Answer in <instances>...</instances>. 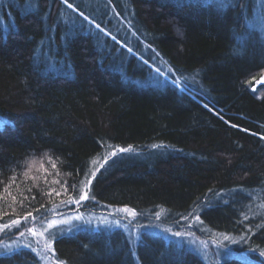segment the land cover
<instances>
[{
  "label": "trees",
  "instance_id": "trees-1",
  "mask_svg": "<svg viewBox=\"0 0 264 264\" xmlns=\"http://www.w3.org/2000/svg\"><path fill=\"white\" fill-rule=\"evenodd\" d=\"M74 214L56 264H264V0H0V239Z\"/></svg>",
  "mask_w": 264,
  "mask_h": 264
},
{
  "label": "rangeland",
  "instance_id": "rangeland-1",
  "mask_svg": "<svg viewBox=\"0 0 264 264\" xmlns=\"http://www.w3.org/2000/svg\"><path fill=\"white\" fill-rule=\"evenodd\" d=\"M124 212L125 211H123V213ZM54 220L58 221L59 223L55 224L51 228L48 227V224L53 220L45 222L38 227L32 228L37 232H43V237L33 236L27 230L22 236L12 239L8 242L0 239V256L12 254L21 249H28L32 251L35 249L36 251L33 252L38 255L42 264H56L53 260V241L57 236L62 234L69 235L79 230H97L101 227L118 224L117 221L111 217L94 216L92 214H74ZM45 229H47V231H45ZM1 232L2 231H0V233ZM185 239H188V243L192 249L196 250L202 257L207 259L208 250L203 242L198 241L187 233ZM46 241L51 243L52 250H44V244ZM218 252L220 255L222 254L219 250Z\"/></svg>",
  "mask_w": 264,
  "mask_h": 264
},
{
  "label": "snow or ice",
  "instance_id": "snow-or-ice-1",
  "mask_svg": "<svg viewBox=\"0 0 264 264\" xmlns=\"http://www.w3.org/2000/svg\"><path fill=\"white\" fill-rule=\"evenodd\" d=\"M64 3L67 4L68 3V0H64ZM68 7H72V5L71 4H68ZM97 27H99V25H97ZM154 147H155V145H154ZM128 150L129 149H120V151H128ZM112 155H115V153H112ZM92 176L94 177L95 176V173H92ZM90 184H91V179H88L87 180V183L85 184V188H87L88 185H90ZM88 198L89 197L87 195V192L85 191L82 195H80L79 200H77L76 202L79 203L80 200H86ZM123 211L127 212L130 215H133V216L135 215V212L133 210H131V209L125 208V209H123ZM29 215H31V214H29ZM197 219H199V217H197ZM19 223H20L19 220H13L11 222V224H0V231L4 230L6 228H9V227L18 225ZM57 223H59V222L53 220V221L49 222L48 227L51 228V227H53ZM45 231H47V229H45ZM28 232L31 233L33 236L43 237V235H44L43 232H37L36 230H34L32 228H29L28 229ZM23 234L24 233H21V235H23ZM176 235L177 236H180V233H176ZM224 239H229V237L228 236H225ZM44 250H52V245H51L50 242H48V241L45 242V244H44ZM33 251H36V250L33 249ZM260 255L261 256H264V251H261L260 252ZM243 259H247V258L246 257H243ZM60 264H64V262L61 261Z\"/></svg>",
  "mask_w": 264,
  "mask_h": 264
}]
</instances>
